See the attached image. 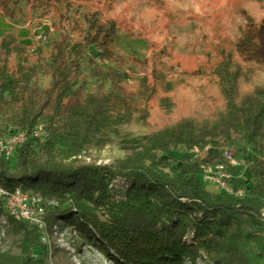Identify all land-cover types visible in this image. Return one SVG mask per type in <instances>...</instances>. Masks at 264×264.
<instances>
[{
	"label": "trees",
	"instance_id": "1",
	"mask_svg": "<svg viewBox=\"0 0 264 264\" xmlns=\"http://www.w3.org/2000/svg\"><path fill=\"white\" fill-rule=\"evenodd\" d=\"M18 1L0 0V20L13 17ZM23 1L42 16L67 6L63 0ZM67 19L61 14V29L36 47L13 31L1 37L0 139L24 133L25 141L9 157L0 156V188L54 202L46 209L49 229L77 232L108 256L112 252L118 264H264V85L240 97L244 73L226 54L212 72L226 102L214 122L183 121L133 139L129 144L141 152L132 149L116 164H79L88 147L112 143L124 126L145 124L155 90L143 78L130 92L129 76L105 66L114 60L113 23L86 15L82 35L74 38L63 26ZM180 147L206 152L177 160L170 151ZM228 147L246 167L244 176L230 179L243 197L203 178V166L223 163ZM117 180L126 183L119 198ZM68 214L74 221H65ZM0 217L20 251L0 252V264H47L37 228L9 216L2 198Z\"/></svg>",
	"mask_w": 264,
	"mask_h": 264
},
{
	"label": "rangeland",
	"instance_id": "2",
	"mask_svg": "<svg viewBox=\"0 0 264 264\" xmlns=\"http://www.w3.org/2000/svg\"><path fill=\"white\" fill-rule=\"evenodd\" d=\"M63 1L66 7L42 16L41 11L19 0L13 17L0 20V41L5 32L13 31L30 46L45 44V36L61 29V14L68 16L63 26L79 38L85 16L96 14L102 23H113L117 32L111 45L114 60L105 66L129 76L125 85L130 92L140 89L143 78L155 90L146 103L145 124L124 126L112 143L88 147L78 156L79 164H116L131 156L132 149L141 152L140 147L129 144L133 139L163 132L183 121L214 122L224 112L226 102L212 72L226 54H232L244 73L240 97L264 85V0ZM94 86L93 81L88 91H94ZM227 149L236 164L226 157ZM205 152L185 147L170 151L177 160L200 159ZM222 161L233 174L244 176L246 167L234 148L224 149ZM113 190L118 196L126 190V183L117 180ZM74 218L69 214L64 217L66 222ZM5 224L0 217V252L18 254ZM56 227L49 229V243L43 242L47 264H118L112 260V252L108 256L77 232ZM198 264L206 263L199 260Z\"/></svg>",
	"mask_w": 264,
	"mask_h": 264
},
{
	"label": "built area",
	"instance_id": "3",
	"mask_svg": "<svg viewBox=\"0 0 264 264\" xmlns=\"http://www.w3.org/2000/svg\"><path fill=\"white\" fill-rule=\"evenodd\" d=\"M42 127L38 128L36 135L44 136ZM25 141V134L18 133L9 136L7 139L0 140V156L9 157ZM226 157L231 164H236L232 159L231 150H226ZM233 173L224 163H217L203 166V178L206 183L214 185L219 190H223L230 195L243 197V191H236L230 184ZM0 198L4 200L5 208L12 218L17 221L28 222L34 225L41 234V240L49 243V228L45 220L46 209L54 202L43 199L41 196L33 195L30 192L17 189L12 192L0 188ZM261 217L264 219V207L261 210ZM57 227H55L56 229Z\"/></svg>",
	"mask_w": 264,
	"mask_h": 264
}]
</instances>
